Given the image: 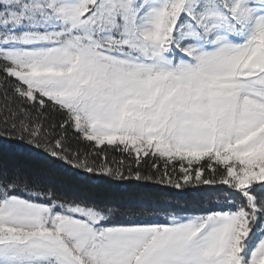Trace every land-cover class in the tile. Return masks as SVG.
Returning a JSON list of instances; mask_svg holds the SVG:
<instances>
[{
  "label": "snow or ice",
  "instance_id": "obj_1",
  "mask_svg": "<svg viewBox=\"0 0 264 264\" xmlns=\"http://www.w3.org/2000/svg\"><path fill=\"white\" fill-rule=\"evenodd\" d=\"M0 88V140L226 189L219 210L117 225L0 168V264H264V0H0Z\"/></svg>",
  "mask_w": 264,
  "mask_h": 264
},
{
  "label": "trees",
  "instance_id": "obj_2",
  "mask_svg": "<svg viewBox=\"0 0 264 264\" xmlns=\"http://www.w3.org/2000/svg\"><path fill=\"white\" fill-rule=\"evenodd\" d=\"M3 91L0 88V100L3 99ZM8 93L12 95L10 88ZM53 115L57 121L60 120L59 114ZM69 141L73 146L78 143L71 129ZM80 146L86 147L83 144ZM111 156L119 160L121 154L110 150ZM0 168L26 176L38 188L55 192L61 200L84 201L110 209L113 223L118 224L158 219L161 221L168 211L188 215L219 210L218 202L223 200V193L226 192L224 188L213 191L203 187L178 190L88 174L9 140H0Z\"/></svg>",
  "mask_w": 264,
  "mask_h": 264
},
{
  "label": "rangeland",
  "instance_id": "obj_3",
  "mask_svg": "<svg viewBox=\"0 0 264 264\" xmlns=\"http://www.w3.org/2000/svg\"><path fill=\"white\" fill-rule=\"evenodd\" d=\"M188 215H198V214H188ZM165 215L163 216V218H161V221H159L160 219H158L159 222H163L165 220ZM114 224H117L119 225L118 223H114Z\"/></svg>",
  "mask_w": 264,
  "mask_h": 264
}]
</instances>
